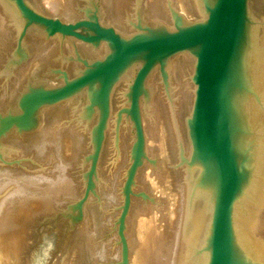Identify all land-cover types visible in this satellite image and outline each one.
I'll return each mask as SVG.
<instances>
[{
	"label": "water",
	"instance_id": "water-1",
	"mask_svg": "<svg viewBox=\"0 0 264 264\" xmlns=\"http://www.w3.org/2000/svg\"><path fill=\"white\" fill-rule=\"evenodd\" d=\"M252 1L0 0V110L16 105L0 114V144L13 131H37L44 111L64 103L86 97L81 121L97 113L86 193L64 216L72 229L96 193L114 89L129 81L127 105L114 118L116 146L125 123L134 131L116 228L119 264H130L126 233L133 198L150 199L135 193L139 171L157 164L148 154L142 101H151L149 80L159 76L173 102L169 67L183 55L194 59V98L185 119L190 151L180 148L175 169L191 176L193 192L210 195L212 207L207 235L193 254L205 255V264H264V245L247 246L236 222L237 209L255 196L264 176V115L258 123L254 109L264 92L259 85L264 39L257 46L259 17L254 18ZM60 50L73 53L63 56L67 64Z\"/></svg>",
	"mask_w": 264,
	"mask_h": 264
},
{
	"label": "rangeland",
	"instance_id": "rangeland-1",
	"mask_svg": "<svg viewBox=\"0 0 264 264\" xmlns=\"http://www.w3.org/2000/svg\"><path fill=\"white\" fill-rule=\"evenodd\" d=\"M254 1L256 4L253 6ZM258 3L259 5H257ZM263 5L264 0H253L251 6L254 17H259V24L257 23L258 27L255 29L257 46H263L261 43L263 42L262 39H264ZM193 69L194 59L191 56H178L169 67L173 102H169L159 76H154L149 80V87L154 92L151 101L148 103L144 100L142 101V117L147 137L148 154L152 159L157 160V164L154 166L148 163L139 171L137 177L135 193H146L150 199L143 200L141 197L133 198L126 233L129 244L130 264L133 262V264H137L138 261L142 263L143 260V262H147L146 264L148 262L154 264L155 262L153 260V262L150 261L146 253L143 256L144 258L140 259L141 257H139L142 256L139 252L141 247L139 244L140 242L144 244L143 238L146 237L141 236L146 230L145 226L140 227L139 225H141V222L144 225L145 221H142V218L145 220L150 216H152L150 218H153V223L156 224V228H160L159 232L165 237L161 240H165L166 243L160 241L163 244H169V246L167 245L168 248L171 246L169 256L161 257L163 251H165V254H168V251L166 252L168 249L167 246L162 243L161 247L155 246L154 251L157 249L156 253L151 250L152 254L155 253L154 255L157 256L161 254L159 258L164 259L165 263L168 259V264L170 259L176 262V258L171 256L173 249H175V246H173L175 239V236H173L174 226L178 225L179 220L182 221L181 218L179 219V217H182L181 215L183 217L186 215L190 198L189 190L193 185L192 181H190L191 176L187 178V172H184L181 168L179 179L180 177L181 179L183 178L181 181L183 183L180 186L185 183V187L183 186V188L186 191L182 187H175L177 177L173 176L177 170L175 168L179 164V149L175 146L176 142L173 139L174 133L170 129V124L172 125L173 123H171L172 120L169 117L172 107L178 103L177 106L179 107L177 109H179L180 129L186 130L185 119L191 111L194 98V86L190 81ZM256 71L259 72L258 68ZM128 88L129 81L123 80L114 89L112 96V117L99 162V181L96 184V193L90 194L84 207V217L73 229L70 228V222L64 219V216L69 208L81 201L85 196V174L89 169L87 157L92 153L91 131L97 121V113L90 122L80 120L81 110L86 102V97L81 102L76 101L70 103V105L69 103H64L58 107L45 110L43 123L37 131L23 135L16 134L13 131L1 140L0 264H119L121 261V246L116 228L120 208L123 204L122 187L130 163L129 152L134 140V131L131 124H124L121 133L122 139L120 141V147L122 148L120 150L118 147L119 144L117 146L114 145V141L116 140L114 118L117 112L127 105L125 94ZM261 96L262 104L256 103L254 107L259 112L260 119L258 123L260 124L261 118L264 115V92H261ZM151 111L152 113H150ZM164 128L165 130H163ZM160 129L165 134L162 137L164 139L163 143H166L164 145H158L156 137L158 131L156 130ZM61 131L66 132V135L64 133L61 134ZM64 138L65 140H63ZM66 140H69V142ZM72 143L74 146H72ZM181 174L185 175L181 176ZM260 177L263 176L261 175ZM260 183V188L263 189L264 181H260ZM181 188V192L184 191L186 196L183 195L185 201L181 200L184 205L180 204L181 202L179 203L177 197L178 190ZM171 193L173 196L174 194L176 195L172 197ZM263 195L264 193L262 194L263 199H260L261 201L259 203L253 200L254 197L251 198L249 196L248 201H246V203H249H247L249 207L244 203L241 209L244 212L246 204V209L249 208L252 210L253 216H255L252 220L255 219V221H251L252 224L254 223L251 226L254 230L250 229V239L262 242L264 245ZM170 198H176L178 201L175 200L176 203L172 202ZM250 200L251 202H249ZM253 201L256 203H252ZM174 203L175 205H173ZM177 206H180L182 210ZM182 206L184 207L182 208ZM258 206L260 208H257ZM255 209H258V211ZM138 210L143 212L140 214ZM146 210L150 212V214L148 211L146 212L149 217H146V213H144ZM161 210H163V213L160 212ZM183 210L184 214H182ZM178 211L181 214L180 216L176 214ZM142 214L145 216H139ZM246 214L248 215V211H246ZM136 217L137 219L139 218L138 220L141 219V221L138 222ZM177 217L178 221L176 223L175 219ZM56 218L60 219L57 223L55 222ZM169 220H172V223ZM162 224H165V226ZM138 226L140 229H136ZM169 241L172 243H169ZM161 248H164V250H160ZM194 249L195 246L191 252L189 249H185L182 252L184 253L182 254L183 256L178 255L179 262L181 264L182 262L184 264H191L192 259L195 258V255L192 254ZM134 250L137 251L135 252ZM158 250L160 253H158ZM161 262L160 260L157 264ZM171 262L170 264H174V262Z\"/></svg>",
	"mask_w": 264,
	"mask_h": 264
},
{
	"label": "bare ground",
	"instance_id": "bare-ground-1",
	"mask_svg": "<svg viewBox=\"0 0 264 264\" xmlns=\"http://www.w3.org/2000/svg\"><path fill=\"white\" fill-rule=\"evenodd\" d=\"M261 3V2H260ZM256 4V2L254 1V3H253V6ZM257 5H259V3L257 4ZM264 6V5H263ZM257 7V6H256ZM262 8V7H261ZM261 16V15H260ZM255 18V17H254ZM263 52H264V49H263ZM259 59H260V62L262 63V65L264 66V54L263 55H261V57H259ZM259 78H260V80H262V81H259V85H260V89H261V91H264V71H263V69H262V71L261 72H259ZM153 83V82H152ZM258 83V82H257ZM120 89V88H119ZM175 89V88H174ZM154 93V92H153ZM168 98V97H167ZM165 103V102H164ZM178 104V103H177ZM177 104H175V106H173L172 107V111H170L171 112V114H170V117H169V119H171L172 120V122L171 123H173L172 125L170 124V126H171V130H173V133H174V138L173 139H175V142H176V144H175V146L180 150V148H184L185 150H186V152L187 153H189V151H190V147H189V143H188V141H187V139H186V130H183V129H180V121H179V116H178V110L179 109H177L179 106H177ZM70 105V104H69ZM58 107V106H57ZM67 107V106H66ZM148 107V106H147ZM152 107H153V105H152ZM168 109V108H167ZM63 110V109H62ZM63 112H64V110H63ZM155 112V111H154ZM153 112V113H154ZM54 113V112H53ZM61 113V112H60ZM150 113H152V111L150 112ZM161 114V113H160ZM50 115V114H49ZM63 115V114H62ZM171 115H172V117H171ZM257 115V119L259 120L260 119V116H259V113H257L256 114ZM160 116V115H159ZM164 116V115H163ZM166 116V115H165ZM47 118V117H46ZM58 120V119H57ZM165 120V119H164ZM157 123V122H156ZM163 123V122H162ZM156 125H158V124H156ZM165 127V126H164ZM155 128H157V127H155ZM55 129V128H54ZM65 129V128H64ZM63 129V130H64ZM67 129V128H66ZM70 129V128H69ZM167 129V128H166ZM48 130V129H47ZM62 130V131H63ZM71 130V129H70ZM163 130H165V128L163 129ZM163 130H156V131H158V133H157V141H158V145L159 144H163L164 145V143H163V138L162 137H164L165 136V134L162 132ZM60 132L61 134L62 133H66V132ZM67 131H69V130H67ZM87 131V130H86ZM155 131V130H154ZM162 132V133H161ZM165 132V131H164ZM169 132V131H168ZM167 132V133H168ZM68 133V132H67ZM172 133V134H173ZM35 134V133H34ZM164 134V135H163ZM59 135V134H58ZM66 135V134H65ZM71 135V134H70ZM185 135V136H184ZM60 136V135H59ZM68 136H69V134H68ZM122 136V135H121ZM65 137V136H64ZM70 137V136H69ZM77 137V136H76ZM113 137H114V135H113ZM62 138V137H61ZM27 139V138H26ZM122 139V138H121ZM62 140V139H61ZM63 140H65V138L63 139ZM70 140V139H69ZM69 140H66L67 142H69ZM156 140V139H155ZM114 141V140H113ZM162 141V142H161ZM35 143V142H34ZM37 143V142H36ZM66 144H68V143H66ZM65 144V145H66ZM75 144V143H74ZM166 144V143H165ZM31 145H33V144H31ZM115 145V144H114ZM121 145V144H120ZM120 145H118V147H119V149L121 150V148L122 147H120ZM67 146V145H66ZM70 146H71V144H70ZM72 146H74L73 145V143H72ZM80 146H81V144H80ZM163 147V146H162ZM161 148V147H160ZM117 149V148H116ZM128 151V150H127ZM126 152V151H125ZM121 153V152H120ZM124 154V153H123ZM126 155V154H125ZM121 156V155H120ZM127 156H128V154H127ZM126 156V157H127ZM113 167V166H112ZM116 169V168H115ZM113 170V169H112ZM117 170V169H116ZM181 171V169H177L176 171H175V174H174V176L173 177H177L176 178V180L175 181H177L176 182V188H180V187H182L183 188V186L185 185V183H184V185H182V186H180L182 183H181V181H182V179H181V177H180V179H179V176H180V172ZM170 172V171H169ZM182 173H184V172H182ZM196 174V173H195ZM182 175H185V174H181V176ZM146 176V175H145ZM152 176V175H151ZM110 177V176H109ZM147 178V177H146ZM145 178V179H146ZM262 178V177H261ZM148 179H149V177H148ZM147 179V180H148ZM150 179H151V177H150ZM262 180L264 181V176H263V178H262ZM260 181V180H259ZM186 182V181H185ZM262 182V181H261ZM162 183H163V181H162ZM260 185H261V183H259L256 187H255V196H254V201L256 200L257 201V203H259L263 198H262V194L264 193L263 192V189H264V186H263V189H261L260 188ZM109 186V185H108ZM166 186V185H165ZM192 186V185H191ZM185 187V186H184ZM72 188V187H71ZM171 188V187H170ZM182 188L181 189H177L178 190V195H177V197H178V200H179V203L181 202V200L182 201H185V199H184V197H183V195L185 196V194H184V191H182L181 192V190H182ZM53 190H54V188H52ZM184 190H185V188H183ZM71 190V189H70ZM110 190V189H109ZM166 190V189H165ZM170 190V189H169ZM174 190V189H173ZM192 190V192H193V187L191 188L190 187V190H189V195H190V191ZM47 191V190H46ZM111 191V190H110ZM110 191H109V193H110ZM175 191V190H174ZM186 191V190H185ZM65 192V191H64ZM176 192V191H175ZM191 192V195H190V198H189V204L187 205V211H186V215H185V217H183V215H181V214H179L181 211L180 210H182L181 209V207L180 206H177L180 210V212L178 211L176 214L177 215H181L182 217H179V219L181 218L182 219V221L181 220H179V223H177V221H178V217L175 219L176 220V223L178 224V225H175L174 226V235L173 236H175V239H174V245L173 246H175V249H173V252H172V255L171 256H173L174 258H176V262L173 260H171L170 259V262L172 261V262H174V264L176 263V264H181L180 262H179V260H178V255H181V256H183L182 254H184V253H182L183 251H185V249H189V251L191 252V250H192V248H194V246H195V248H199L200 247V244L203 242V240L205 239V237H206V235H207V231H208V226H209V222H210V218H211V209H212V207H211V203H210V199H211V197H210V195L207 193V192H205V191H199V190H196L195 192H193L192 193ZM49 193V192H48ZM54 193V192H53ZM169 194H170V192H169ZM174 194V193H173ZM253 194V193H252ZM49 195H50V193H49ZM171 195H172V193H171ZM176 194H174V196H175ZM113 196V195H112ZM173 195H172V197H174ZM264 196V195H263ZM176 197V198H177ZM186 197V196H185ZM253 196H251V198H252ZM114 198H115V196H114ZM176 198H173V199H171L172 200V202H175L176 203V201L175 200H177ZM118 199V198H117ZM184 199V200H183ZM261 199V200H260ZM170 200V201H171ZM177 200V201H178ZM187 201V200H186ZM246 201H248V200H246ZM252 202V203H256V202ZM119 202V201H118ZM171 202V203H172ZM249 202H251V200L249 201ZM175 203L173 204V205H175ZM246 203V202H245ZM248 203V202H247ZM246 203V204H247ZM261 203H263V202H261ZM166 204V203H165ZM180 204H183L182 202L180 203ZM179 204V205H180ZM245 204V208H244V212H242V209L241 208H239V209H237V212H236V214H237V219H236V222H237V229H238V235H240V237H241V239H243L242 241L247 245V246H250L251 244L250 243H254L255 241H253V240H251L250 239V233H251V230H254V229H252L251 228V226H253V224H252V222H254L255 221V219L254 220H252V218L254 217L255 218V216H253L254 214L252 213V210L251 209H246V206L249 204H247L246 205ZM251 204V203H250ZM172 205V206H173ZM178 205V204H177ZM184 205V204H183ZM186 206V205H185ZM252 206H254L253 204H252ZM184 206H182V208H183ZM248 207H249V205H248ZM251 207V206H250ZM149 208V207H148ZM173 208V207H172ZM174 208H176V207H174ZM178 208H177V210H178ZM257 208H260L259 206L257 207ZM153 210V209H152ZM255 210H257L258 211V209H255ZM139 212H140V210H138ZM148 210H146L144 213H146ZM151 211V210H150ZM154 211V210H153ZM163 210H161L160 212H162ZM246 211H248V215L246 214ZM254 211V210H253ZM141 212H143V211H141ZM141 212H140V214H141ZM149 212V211H148ZM169 212V211H168ZM167 212V213H168ZM184 212V210L182 211V214H184L183 213ZM255 212V211H254ZM163 213V212H162ZM165 213V212H164ZM175 213V212H174ZM251 215H250V214ZM256 213V212H255ZM148 213H146V217L148 216L147 215ZM149 214H150V212H149ZM257 214V213H256ZM255 214V215H256ZM137 215H138V213H137ZM144 214H142V215H139V216H143ZM153 215V214H152ZM163 215V214H162ZM138 216V217H139ZM145 216V215H144ZM143 216V217H144ZM158 216V215H157ZM176 216V215H175ZM257 216V215H256ZM149 217V216H148ZM150 217H152V216H150ZM147 218V219H145V220H143V218H142V221H145L144 222V225H143V223L141 222L140 224L141 225H139L140 227H144L145 226V231H144V233H143V235H141V236H146V237H144L143 238V242H144V244L142 243L141 244V242H140V244L139 245H141V247H140V249H139V252H140V254H142V256H139V255H137V256H139V257H141L140 259H142V258H144L143 256H145V253H146V255H147V257H148V259L150 260V261H155L154 262V264H157L158 263V261H162L160 264H168V261H169V259L168 260H166V263H165V261H164V259H161V258H159L160 256H161V254H158V253H160L159 252V250H158V255L159 256H157V255H154L155 253H156V251H157V249H155L156 251H154V248H155V246L156 247H161V243L162 242H165L166 243V241L164 240H161V239H164L165 237H163V235L159 232L160 230V228L159 229H157L156 228V224L155 223H153L154 222V220H153V218L151 219V218ZM171 217H172V215H171ZM140 218V217H139ZM138 218V219H139ZM137 219V217H136V220H138ZM141 221V219L140 220H138V222H140ZM163 221V220H162ZM170 221V220H169ZM172 221V220H171ZM170 221V222H171ZM252 221V222H251ZM164 222V221H163ZM162 222V223H163ZM169 222V223H170ZM153 223V224H152ZM166 223V222H165ZM172 223V222H171ZM137 224V223H136ZM159 224V223H158ZM138 225V224H137ZM136 225V226H137ZM143 225V226H142ZM162 225H164L165 226V224H162ZM174 225V224H173ZM139 226H138V228H136V229H140L139 228ZM160 226V225H159ZM171 226V225H170ZM168 227V226H167ZM176 227V228H175ZM164 228V227H163ZM163 228H161V229H163ZM141 229H143V228H141ZM171 229V228H170ZM178 229V230H177ZM251 229V230H250ZM138 231V230H137ZM141 231V230H140ZM139 231V232H140ZM142 232V231H141ZM138 233V232H137ZM163 233V232H162ZM253 233V232H252ZM138 234H140V233H138ZM137 235V234H136ZM140 236V235H139ZM163 237V238H162ZM254 237V236H253ZM142 238V237H141ZM160 238V239H159ZM140 239V238H139ZM168 239V238H167ZM254 240H255V237L253 238ZM6 240V239H5ZM141 240V239H140ZM159 240V241H158ZM162 242H161V241ZM171 241V240H170ZM169 241V243H172V242H170ZM173 241V240H172ZM137 242H139V241H137ZM164 243V244H165ZM260 243V242H259ZM3 244V243H2ZM138 244V243H137ZM163 244V243H162ZM163 244V245H164ZM135 245H136V243H135ZM143 245H144V247H143ZM166 245V244H165ZM168 246H169V244H167ZM166 245V246H167ZM197 245H199V246H197ZM168 246H167V248H168ZM262 246H263V243H262ZM137 247H139V246H137ZM163 247V246H162ZM165 247V246H164ZM171 247V246H170ZM170 247L166 250V252L168 251V254H165L164 252L165 251H163L162 252V256L161 257H163L164 258V256H169L170 255V253H171V250H170ZM264 247V246H263ZM136 248V247H135ZM149 248V249H148ZM166 248V247H165ZM138 249V248H137ZM164 250V248H161L160 250ZM145 250V251H144ZM154 251L155 253L154 254H152V251ZM135 251V250H134ZM137 251V250H136ZM135 251V252H136ZM170 251V252H169ZM148 252V253H147ZM180 252V253H179ZM133 254H135V253H133ZM193 254V253H192ZM196 254H198V253H195V258L194 259H192V263L191 264H205V261H206V256L205 255H202V254H198V256H196ZM186 255V254H185ZM188 256V255H187ZM134 257H136V256H134ZM133 257V258H134ZM172 257V258H173ZM146 258V257H145ZM167 258H169V257H167ZM173 258V259H174ZM179 258H181V257H179ZM159 259V260H158ZM189 259H191V258H189ZM137 261V260H136ZM144 261V260H143ZM142 261V263H141V261H138V263H141V264H146L147 262H143ZM152 261V262H153ZM191 261V260H190ZM132 262V261H131ZM170 262H169V264H170ZM171 262V263H172ZM189 262V261H188ZM134 263V262H133ZM132 263V264H133ZM137 263V264H138ZM148 264H151V263H149L148 262ZM182 264H184V262H182Z\"/></svg>",
	"mask_w": 264,
	"mask_h": 264
},
{
	"label": "flooded vegetation",
	"instance_id": "flooded-vegetation-1",
	"mask_svg": "<svg viewBox=\"0 0 264 264\" xmlns=\"http://www.w3.org/2000/svg\"><path fill=\"white\" fill-rule=\"evenodd\" d=\"M86 48H87V47L84 46V45H82V47L80 46V49H86ZM87 50L92 51L90 48H87ZM60 51H61V50H60ZM61 52H62V51H61ZM92 52H93V51H92ZM93 53H94V52H93ZM100 53H101V52H100ZM61 54H62V56H61L60 58L65 59L63 56L66 55V59H67V54H73V53L62 52ZM81 54L84 55L85 58H89L88 55L84 53V51H83V53L81 52ZM86 55H87V56H86ZM69 58H70V57H69ZM66 59L64 60L65 64H67ZM72 59H73V58H72ZM77 65L82 66L81 64H77ZM65 68H66V67H65ZM65 68H64V69H65ZM65 70L68 72L67 69H65ZM68 73H69V72H68ZM69 74L72 75L71 73H69ZM16 104H17V103H16ZM12 106H13V107H12ZM12 106H10V105H6V108H5V109L0 110V114H5L9 108H15V107H16V105H14L13 103H12Z\"/></svg>",
	"mask_w": 264,
	"mask_h": 264
}]
</instances>
